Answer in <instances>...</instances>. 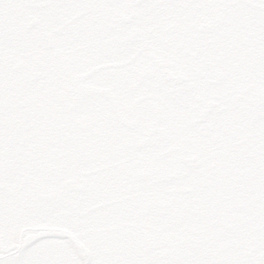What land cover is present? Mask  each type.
Returning a JSON list of instances; mask_svg holds the SVG:
<instances>
[{"label":"flooded vegetation","instance_id":"1","mask_svg":"<svg viewBox=\"0 0 264 264\" xmlns=\"http://www.w3.org/2000/svg\"><path fill=\"white\" fill-rule=\"evenodd\" d=\"M0 264H264V0H0Z\"/></svg>","mask_w":264,"mask_h":264},{"label":"rangeland","instance_id":"2","mask_svg":"<svg viewBox=\"0 0 264 264\" xmlns=\"http://www.w3.org/2000/svg\"><path fill=\"white\" fill-rule=\"evenodd\" d=\"M55 207H60V205H58V204L55 203ZM56 211H57V210H56Z\"/></svg>","mask_w":264,"mask_h":264}]
</instances>
